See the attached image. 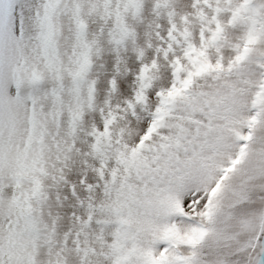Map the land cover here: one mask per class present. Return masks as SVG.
I'll return each mask as SVG.
<instances>
[{"label":"snow or ice","instance_id":"1","mask_svg":"<svg viewBox=\"0 0 264 264\" xmlns=\"http://www.w3.org/2000/svg\"><path fill=\"white\" fill-rule=\"evenodd\" d=\"M0 264H264V0H0Z\"/></svg>","mask_w":264,"mask_h":264}]
</instances>
